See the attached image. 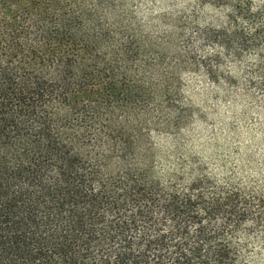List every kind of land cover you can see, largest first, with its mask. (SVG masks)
<instances>
[{
    "label": "trees",
    "instance_id": "1",
    "mask_svg": "<svg viewBox=\"0 0 264 264\" xmlns=\"http://www.w3.org/2000/svg\"><path fill=\"white\" fill-rule=\"evenodd\" d=\"M210 1L0 0V264H264V171L179 144L188 76L264 100V0Z\"/></svg>",
    "mask_w": 264,
    "mask_h": 264
},
{
    "label": "rangeland",
    "instance_id": "2",
    "mask_svg": "<svg viewBox=\"0 0 264 264\" xmlns=\"http://www.w3.org/2000/svg\"><path fill=\"white\" fill-rule=\"evenodd\" d=\"M129 2L141 20L166 14L172 19L194 17L200 25H206L221 11L210 0ZM184 95L194 115L183 128L179 144L189 157L232 169L242 165L248 176L264 171V100L251 102L238 94L229 97L222 88L210 85L202 73L186 78ZM171 141L164 140V144L170 146Z\"/></svg>",
    "mask_w": 264,
    "mask_h": 264
}]
</instances>
